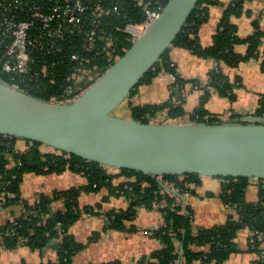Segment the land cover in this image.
<instances>
[{"label":"trees","instance_id":"trees-1","mask_svg":"<svg viewBox=\"0 0 264 264\" xmlns=\"http://www.w3.org/2000/svg\"><path fill=\"white\" fill-rule=\"evenodd\" d=\"M244 1L234 0L227 6L211 44L204 48L199 43L198 30L206 21L208 7L215 4V1L200 0L172 44L174 48L188 50L197 57L211 58L216 62V67L209 73L207 86L199 89L201 96L198 107L190 113L184 110L183 92L186 82L179 78L175 66H171L170 50H167L156 65L140 80L127 100L136 94L139 87L149 85L160 73H166L175 78V82L171 85V97L161 104L133 105L128 103L127 108L132 120L141 123L158 120L160 124H164L162 123L164 120L184 118L187 123L221 124L216 116L211 115L204 108L205 104L213 92L221 97L233 98L235 89L241 87L239 80L231 82L223 74L221 65L236 67L242 62L255 58L261 59V68L264 72V50L259 51V46L264 40V32L257 29L253 35L240 39L236 35V26L232 24V18L241 15ZM123 12L128 13L127 10H120L121 15ZM246 14L249 13L246 12ZM127 16L131 17L129 14ZM117 17L114 16L104 21L101 28L103 27L104 37H109L114 42L113 53L121 57L124 54L122 50L129 49L132 43L129 41L128 34L112 28ZM239 44L246 45L244 55L237 54L234 50ZM103 46V42L99 44V48ZM90 56L93 58L91 66L99 69V75H102L113 64L108 61L104 53L99 55L92 53ZM53 79V84H50L48 79H39L33 86L31 85L33 89L28 92V95L45 102H50L52 98L59 100L66 97L63 89L69 82L62 75L55 76ZM2 80L10 83L7 78H2ZM253 115L264 117V95L260 96ZM17 141L20 140L0 136V193L7 192L14 195V198L2 206V209L6 210L11 217V220H7L0 226L2 244L7 250H13L20 244L26 245L31 250H40L49 242L56 241L58 245L57 262L54 264H71L72 258L84 248V245L72 238L69 234L70 227L82 214H96L95 209L100 208V206L80 208L77 202L78 197L82 192H95L105 188L110 195L122 196L131 200L130 208L125 212L111 211L105 214L107 222L105 229L123 231L126 229L125 222L131 221L135 215L134 207L152 209L164 197L166 199L167 207L161 210L163 226L149 233L159 240L163 247L143 257L137 264H176L178 260L182 261V264H224L232 254L238 252L236 239L242 230L249 232L247 252L257 257L254 264H264V258L260 257L264 254L261 248L264 241V191L260 192V201L248 203L245 200L248 180L243 179V183L240 184L241 179L217 178L222 181L220 197L229 208H233L234 213L230 214L222 225L197 229L195 232L192 227L193 217L190 209L186 208L185 213H181L180 206H171L173 199L160 194L162 187L156 177L128 170H117L116 173H110L104 167L97 169L96 164L72 155L65 158L64 156L67 155L65 153L55 155L44 152L41 150V144L26 140L22 141L27 144L28 150L26 153L20 152L14 147ZM29 154L34 155V166L32 167L27 162ZM6 155L11 156V160L7 159ZM19 161L21 166L17 165ZM64 170L83 173L87 179V185L70 188L51 196L38 195L32 205L20 199L19 186L24 173L32 171L38 174H49L61 173ZM119 177H124V181L115 184L114 179ZM161 179L173 183L181 192L188 191L189 193H192V189L188 185L193 183L196 186L201 181V177L197 175L164 176ZM54 202H60L62 207L54 210L52 208ZM99 236V233H95L90 242L96 241ZM176 242L178 245L175 244ZM101 264L120 263L114 261Z\"/></svg>","mask_w":264,"mask_h":264},{"label":"water","instance_id":"water-1","mask_svg":"<svg viewBox=\"0 0 264 264\" xmlns=\"http://www.w3.org/2000/svg\"><path fill=\"white\" fill-rule=\"evenodd\" d=\"M199 1L168 0L150 28L70 103L45 102L0 80V136L39 143L97 169L264 180L263 116L169 125L112 115L172 47ZM27 162L34 166V155Z\"/></svg>","mask_w":264,"mask_h":264},{"label":"crops","instance_id":"crops-1","mask_svg":"<svg viewBox=\"0 0 264 264\" xmlns=\"http://www.w3.org/2000/svg\"><path fill=\"white\" fill-rule=\"evenodd\" d=\"M214 1L215 4L208 7L206 21L198 30L199 43L204 48L211 44L227 6L234 0ZM232 24L236 26V35L240 39L253 35L257 29L264 32V0H245L242 3L241 15L233 17ZM246 49L244 44L234 48L240 55H244ZM169 50V58L175 66L177 75L186 82L183 92L184 110L190 113L198 107L201 96L200 90L194 88L193 84L200 88L205 87L209 73L216 67V62L211 58L197 57L188 50L174 47ZM263 50L264 40L259 46V51ZM221 70L231 82L239 80L241 87L235 89L233 98L211 93L205 109L216 116L221 125L231 124L236 118L253 115L260 96L264 95V72L261 68V59L252 58L236 67L222 64ZM172 83L171 75L160 73L149 85L139 87L133 97L136 102L134 105L161 104L168 101L171 97ZM252 96H259V99L254 100ZM248 100L251 102L248 103ZM247 103L250 104L249 107L254 104L253 112L247 113L245 109ZM231 104L234 105L233 110L229 108ZM240 107L242 110L239 109ZM239 112L244 114L241 115ZM14 147L20 152L28 150L27 144L22 140L17 141ZM108 171L117 172L109 168ZM114 180L115 184H119L124 181V177ZM86 185V177L71 170L49 174L29 171L24 173L19 186L20 199L32 205L38 195L51 196L70 188ZM221 185V179L201 177L199 185L195 186L193 183L188 185L192 193H189L187 197H184L180 190L168 186V183H164V191L169 193L166 196L173 199L175 206L182 208L181 213H185L186 208L190 209L193 217L192 227L196 232L197 229L222 225L227 221V217L234 213L233 208H229L220 197ZM261 191H264V180L249 179L245 188V200L248 203L260 201ZM77 202L80 208L96 206L100 208L95 209L96 214H82L70 227L69 234L72 238L84 245V248L72 258L71 264H101L114 261L120 264H137L143 257L162 249V243L149 234L152 230L163 226L161 210L166 206L161 202L152 209L134 207L135 215L131 221L125 222L126 229L123 231L105 229L107 223L105 214L111 211L125 212L130 208V200L122 196L110 195L109 191L103 188L95 192H82ZM61 207L60 202L52 204L54 210ZM7 220H10V214L6 210L3 212L0 210V226ZM95 233L100 234L99 238L90 242ZM248 236L249 232L246 230L239 232L236 239L238 252L232 254L224 264H254L257 257L247 252ZM56 246L57 242L51 241L40 250H31L24 244L18 245L13 250H7L3 247L0 237V264H54L57 262ZM261 248L264 251V241ZM176 264H182V261L178 260Z\"/></svg>","mask_w":264,"mask_h":264},{"label":"built area","instance_id":"built-area-1","mask_svg":"<svg viewBox=\"0 0 264 264\" xmlns=\"http://www.w3.org/2000/svg\"><path fill=\"white\" fill-rule=\"evenodd\" d=\"M167 1L0 0V80L7 78L10 81L7 85L28 94L39 79H48L53 84V78L62 75L69 82L63 89L66 97L52 98L50 102L70 103L101 76L99 69L91 66L90 54L104 53L112 63L120 58L113 53V40L104 37L103 22L118 16L112 28L128 34L132 43L158 19ZM120 10L128 13L121 15ZM102 42L104 46L99 48ZM172 79L174 83L175 78ZM48 149V153L62 155ZM6 158L11 160V156ZM17 165L21 166V162ZM156 179L162 187L160 194L168 195L164 181ZM168 186L177 189L173 183ZM182 195L187 197L189 192ZM12 198L11 193H0L1 212ZM161 203L167 207L165 197ZM260 257L264 258V254Z\"/></svg>","mask_w":264,"mask_h":264},{"label":"rangeland","instance_id":"rangeland-1","mask_svg":"<svg viewBox=\"0 0 264 264\" xmlns=\"http://www.w3.org/2000/svg\"><path fill=\"white\" fill-rule=\"evenodd\" d=\"M172 66H174L173 64H172ZM172 76V75H171ZM172 77H174V76H172ZM209 79V78H208ZM206 86H207V84H206ZM193 87L194 88H197L198 90L200 89V86L199 87H197L196 86V84H193ZM201 92V91H200ZM134 97V96H133ZM133 97L132 98H130L129 100H126L120 107H118L116 110H114L113 112H112V115L113 116H116V117H119V118H123V119H131V114H130V112H129V109L127 108V104L128 103H131V104H133L134 105V103H136V102H134V100H133ZM253 97V99L255 100V99H259V96H252ZM253 101V100H252ZM248 103H250L251 101L250 100H248L247 101ZM174 103H177V102H174ZM247 103V105L245 106V109H247L246 111H247V113L249 112V111H251V112H253V110L252 109H254L253 108V106H254V104H252L250 107H249V105L250 104H248ZM207 104V103H206ZM205 104V106H204V108H206L207 107V105ZM234 105L233 104H231V105H229V108L230 109H232V107H233ZM246 107H249V108H246ZM239 109H241L242 110V108L240 107ZM210 110V109H209ZM233 110V109H232ZM212 111V110H211ZM245 112V111H244ZM244 112H239V114H244ZM164 116V115H163ZM163 119H164V117H163ZM152 123H159L160 121H158V120H153V121H151ZM162 123H164V124H169V125H179V124H186L187 122H186V120L184 119V118H182V119H176V120H164ZM27 149V148H26ZM41 150H43L44 152H47V151H50V149H48L47 147H45V146H42L41 147ZM107 170H108V168H106ZM110 169V168H109ZM110 170H112V169H110ZM112 172V171H111ZM116 172V171H115ZM82 174V176H83V173H81ZM121 179H123V178H121ZM164 183H165V181H164ZM163 183V184H164ZM166 194V193H165ZM162 204V203H161ZM163 205V204H162ZM171 206H175V204H173V205H171ZM176 245H178V243L176 242L175 243Z\"/></svg>","mask_w":264,"mask_h":264}]
</instances>
